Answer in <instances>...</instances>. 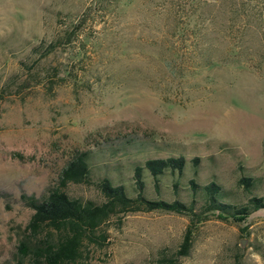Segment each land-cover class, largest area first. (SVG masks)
<instances>
[{"label": "rangeland", "instance_id": "rangeland-1", "mask_svg": "<svg viewBox=\"0 0 264 264\" xmlns=\"http://www.w3.org/2000/svg\"><path fill=\"white\" fill-rule=\"evenodd\" d=\"M263 142L264 0H0V264H16L32 214L22 195L42 197L76 153L89 154L93 182L108 175L130 192L135 163L199 157L197 181L245 203L264 196ZM241 176L255 178L252 193ZM64 189L102 199L93 184ZM188 224L156 210L112 217L83 264H158ZM179 262L264 264V209L195 222Z\"/></svg>", "mask_w": 264, "mask_h": 264}, {"label": "trees", "instance_id": "trees-1", "mask_svg": "<svg viewBox=\"0 0 264 264\" xmlns=\"http://www.w3.org/2000/svg\"><path fill=\"white\" fill-rule=\"evenodd\" d=\"M187 162L192 176L186 180L189 198L184 200L180 190L188 175ZM199 164V157L187 161L183 155L147 158L142 164L133 165L130 192L124 183H115L108 175L93 182L89 154H74L62 168L58 184L49 187L42 197L22 195L32 214L17 234L16 264L24 261L29 264H83L84 253L92 243L103 245L106 236L99 231L112 217L154 210L189 218L176 252L162 254L158 259V264H180L179 257L188 255L192 248L195 222L209 216L243 220L253 211L264 209V196L253 195L245 203L234 202L231 192L220 182L199 183ZM146 173L151 178L154 196L148 191ZM166 176L171 177L172 199L165 198L162 192ZM68 183L93 184L101 201L70 195L64 189ZM237 183L247 193H252L256 187L255 178L251 176H241Z\"/></svg>", "mask_w": 264, "mask_h": 264}]
</instances>
